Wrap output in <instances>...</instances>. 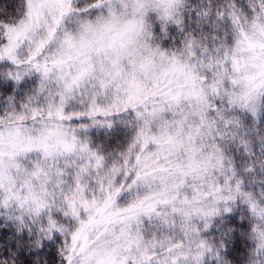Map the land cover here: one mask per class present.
<instances>
[{
    "label": "snow or ice",
    "instance_id": "obj_1",
    "mask_svg": "<svg viewBox=\"0 0 264 264\" xmlns=\"http://www.w3.org/2000/svg\"><path fill=\"white\" fill-rule=\"evenodd\" d=\"M0 264H264V0L0 2Z\"/></svg>",
    "mask_w": 264,
    "mask_h": 264
},
{
    "label": "trees",
    "instance_id": "obj_2",
    "mask_svg": "<svg viewBox=\"0 0 264 264\" xmlns=\"http://www.w3.org/2000/svg\"><path fill=\"white\" fill-rule=\"evenodd\" d=\"M0 2H3V0H0ZM236 248H241L242 245L238 242L237 245L235 246Z\"/></svg>",
    "mask_w": 264,
    "mask_h": 264
}]
</instances>
